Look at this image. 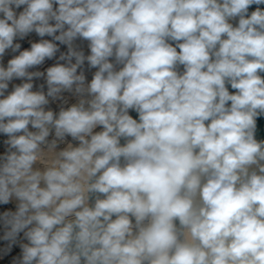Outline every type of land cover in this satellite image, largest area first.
<instances>
[{
  "label": "clouds",
  "instance_id": "1",
  "mask_svg": "<svg viewBox=\"0 0 264 264\" xmlns=\"http://www.w3.org/2000/svg\"><path fill=\"white\" fill-rule=\"evenodd\" d=\"M262 6L0 0V253L264 264Z\"/></svg>",
  "mask_w": 264,
  "mask_h": 264
},
{
  "label": "built area",
  "instance_id": "2",
  "mask_svg": "<svg viewBox=\"0 0 264 264\" xmlns=\"http://www.w3.org/2000/svg\"><path fill=\"white\" fill-rule=\"evenodd\" d=\"M45 38H48V37H45ZM40 38L36 36L35 33H32L30 34L27 38H25L24 40H21V41H18L19 43H21V46H22V49L23 48H28L30 47V42L31 41H37L39 40ZM81 43L82 47H84L85 49V52H87V47H86V42H79ZM61 50H66V48L64 46H61ZM14 55V53H12L11 51H9L3 58V63L6 65L7 64V61L8 59H10L12 56ZM55 61L54 60H48L45 62L44 65L40 66L39 70L40 71H43L45 68H47L48 66L52 65ZM35 70V69H33ZM95 71V69H88L86 71V75L88 77V79L90 80L91 79V76H92V73ZM22 81L16 79V80H13L10 85H9V91H11L12 89V85L14 84H19L21 83ZM35 86L38 88L40 84L44 83L43 79H40V80H36L35 82ZM35 90V89H34ZM52 108L56 109L57 108V104L53 103L51 105ZM132 111V110H130ZM4 139V137L0 136V142H2V140ZM0 150H2V148H0ZM6 209H13L14 210V204L11 203L9 205H0V212H3L4 210ZM0 235H2V231H0ZM6 242L3 241V240H0V249L4 248ZM20 250L18 247H14L12 249L11 252L7 253V254H3V253H0V264H11V261L13 259V257L17 256L19 254Z\"/></svg>",
  "mask_w": 264,
  "mask_h": 264
},
{
  "label": "water",
  "instance_id": "3",
  "mask_svg": "<svg viewBox=\"0 0 264 264\" xmlns=\"http://www.w3.org/2000/svg\"><path fill=\"white\" fill-rule=\"evenodd\" d=\"M262 7H264V6H262ZM254 8H255V6H252V9H250V10H254ZM229 90L232 91L231 88ZM130 115H132L133 118L138 119V114L135 111H130ZM256 138L258 140H264V116L257 119ZM122 143H123V141H122Z\"/></svg>",
  "mask_w": 264,
  "mask_h": 264
},
{
  "label": "bare ground",
  "instance_id": "4",
  "mask_svg": "<svg viewBox=\"0 0 264 264\" xmlns=\"http://www.w3.org/2000/svg\"><path fill=\"white\" fill-rule=\"evenodd\" d=\"M13 204H14V202H13Z\"/></svg>",
  "mask_w": 264,
  "mask_h": 264
}]
</instances>
